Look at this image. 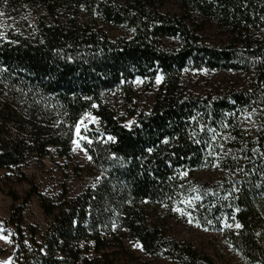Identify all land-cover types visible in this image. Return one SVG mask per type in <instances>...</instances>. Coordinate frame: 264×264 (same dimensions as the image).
<instances>
[{
	"label": "trees",
	"instance_id": "1",
	"mask_svg": "<svg viewBox=\"0 0 264 264\" xmlns=\"http://www.w3.org/2000/svg\"><path fill=\"white\" fill-rule=\"evenodd\" d=\"M165 1L0 0V169H21L53 148L69 155L83 116L100 122L82 132L92 184L55 201L33 185L14 209L20 264L84 263L90 242L97 264H121L108 252L109 235L121 243L118 231L154 256L213 264L153 221L176 203L191 204L200 226L224 230L249 264H264V0H177L180 14L162 12ZM110 25L132 35L112 37ZM206 25L221 39H204ZM170 38L180 45L167 48ZM189 67L222 70L229 80L195 95L183 83ZM157 72V99L139 113L135 82L151 83ZM120 107L136 116L132 126L122 124ZM209 161L225 171L218 183L181 172ZM33 196L53 218L41 243L31 226L25 241L22 213Z\"/></svg>",
	"mask_w": 264,
	"mask_h": 264
},
{
	"label": "rangeland",
	"instance_id": "2",
	"mask_svg": "<svg viewBox=\"0 0 264 264\" xmlns=\"http://www.w3.org/2000/svg\"><path fill=\"white\" fill-rule=\"evenodd\" d=\"M164 3L161 8L162 12L167 14L181 13V6L177 0H166ZM28 17L30 22V15ZM31 19L34 20L33 16H31ZM106 29L112 37L132 35V29L113 25L107 26ZM202 31L203 38L210 43L220 40L223 36L221 31L210 25H206ZM164 42L167 48L180 45L179 41L174 38L166 39ZM182 78L187 90L199 96L208 95L217 86L225 85L229 80V76L225 71L210 70L205 67L201 69L189 67L183 73ZM163 81L162 73L157 72L155 80L151 83L142 78L135 82V89L139 94L136 99L137 112L144 111L148 113L151 111ZM119 103H122V101L118 100L117 105ZM118 110H120V115L124 117L122 124L127 127L132 126L136 121V116L128 114L127 110L122 107ZM79 124L81 125L79 134H77L76 129V138L73 140L69 155H59L53 148L51 155L39 161L33 160L22 166L21 169H0V236H8L11 239V243L0 239L1 261H6L11 257V264H20L17 259V239L19 237H13L16 227L9 224V220L14 209L24 204L23 199L33 185L38 187L42 194L55 201L64 190H67L69 197H73L82 193L88 185L92 184L93 177L88 172L91 158H89L90 155H88L85 146L82 144L84 137L82 132L84 129L88 130L92 127L100 128V122L94 114L87 113ZM181 172L186 176L190 175L191 181L201 185L218 183L225 175V171L220 166H217V164L212 165L210 161L201 168H195L192 171L181 169ZM24 176L27 178L22 180ZM11 192H15L20 199L15 202ZM190 206L191 204L187 203H176L171 211L160 207L153 221L166 229L167 238L193 244L201 253L211 257L213 264H249L246 257L234 249L224 230L218 231L200 226L190 212ZM178 208L181 211H177ZM22 217L25 221V241L31 243L32 234L27 231L28 227L31 226L37 228L40 232L36 236V240L39 243L43 242V235L47 233L46 231L53 222V218L45 214L42 204L36 196L28 201ZM234 225V223L231 224L232 227H235ZM117 234L121 237V243H118V240H113L112 236L109 235L107 237L109 240L108 252L115 253L116 260L121 264H180L172 258L154 256L148 251L146 252L143 244L132 236H128L121 231H118ZM84 245L85 243L80 244L82 248L85 247ZM88 246L87 250L82 253V258L87 261L80 264H97V250L92 242ZM104 251L105 249L102 252Z\"/></svg>",
	"mask_w": 264,
	"mask_h": 264
},
{
	"label": "snow or ice",
	"instance_id": "3",
	"mask_svg": "<svg viewBox=\"0 0 264 264\" xmlns=\"http://www.w3.org/2000/svg\"><path fill=\"white\" fill-rule=\"evenodd\" d=\"M159 79V78H158ZM81 125L78 123L76 125V129H77V134H79V130H80ZM84 139H87V137H83ZM109 139H112L111 137H109ZM89 143H91V141H88ZM150 151V150H149ZM90 158V157H89ZM177 211H181V209H176ZM237 227H240V225H236ZM0 239L5 240L7 243H11V239L8 236H0ZM139 246V245H138ZM11 260L12 258L9 257L8 260L6 261H0V264H11Z\"/></svg>",
	"mask_w": 264,
	"mask_h": 264
}]
</instances>
